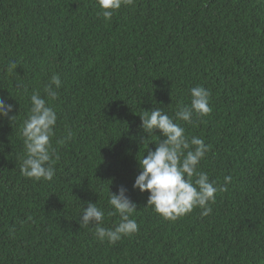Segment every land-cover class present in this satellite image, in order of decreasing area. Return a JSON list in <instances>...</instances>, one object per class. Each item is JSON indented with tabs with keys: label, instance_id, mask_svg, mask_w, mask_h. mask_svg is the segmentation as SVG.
<instances>
[{
	"label": "trees",
	"instance_id": "16d2710c",
	"mask_svg": "<svg viewBox=\"0 0 264 264\" xmlns=\"http://www.w3.org/2000/svg\"><path fill=\"white\" fill-rule=\"evenodd\" d=\"M100 11L96 0H0V97L17 114L0 118V264H264V0H134L110 21ZM53 73L59 159L52 180L29 179L22 124ZM198 85L210 113L176 122L209 146L198 170L232 180L209 215L165 219L133 189L160 136L142 144L140 115L175 116ZM121 186L138 231L100 242L81 208L97 203L113 227L109 191Z\"/></svg>",
	"mask_w": 264,
	"mask_h": 264
},
{
	"label": "clouds",
	"instance_id": "9594fccd",
	"mask_svg": "<svg viewBox=\"0 0 264 264\" xmlns=\"http://www.w3.org/2000/svg\"><path fill=\"white\" fill-rule=\"evenodd\" d=\"M105 21H110L114 13L122 6L132 5L134 0H96ZM62 85L60 75L53 73L44 87L48 99L38 91H33L29 97L30 109L22 124L24 158L20 162L22 176L50 181L55 175L54 164L59 157L52 139L55 136L57 114L48 100H55L57 89ZM24 88L23 85H17ZM26 91V89H25ZM210 92L203 86L190 89V104L176 111L175 116L165 113L162 108L144 110L140 115L142 130L147 139L142 138V144L150 141L159 130L160 136L155 150H148L138 159L139 174L136 176L133 189L149 193L147 206L165 219L176 220L178 217L191 213L194 208L202 209L201 215L212 212L211 204L215 202L218 192L227 191L226 185L231 182L230 175L224 177V185L210 181L206 172L199 171L197 166L209 151L205 141L197 136L190 139L185 135V128L176 121L193 124L194 115L205 116L210 113ZM15 105L7 98L0 97V118H6L11 124L17 119ZM73 133L57 141L63 145L72 139ZM162 137V139H161ZM151 142V141H150ZM149 144V143H148ZM148 144L145 149H148ZM3 148L0 146V151ZM127 189L121 186L117 193L109 191L108 203L111 210L108 215L119 216V223L111 228L103 226L105 212L97 203L88 202L82 207L79 216L81 227L94 226V236L100 242L115 244L124 236L138 231V224L131 218L137 211V204L127 195Z\"/></svg>",
	"mask_w": 264,
	"mask_h": 264
}]
</instances>
